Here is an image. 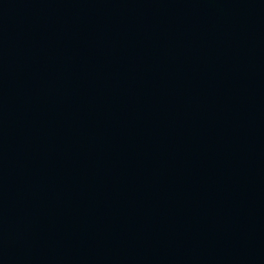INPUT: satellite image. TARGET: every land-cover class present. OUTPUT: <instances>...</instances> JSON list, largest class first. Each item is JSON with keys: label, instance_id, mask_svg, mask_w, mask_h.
I'll list each match as a JSON object with an SVG mask.
<instances>
[{"label": "water", "instance_id": "1", "mask_svg": "<svg viewBox=\"0 0 264 264\" xmlns=\"http://www.w3.org/2000/svg\"><path fill=\"white\" fill-rule=\"evenodd\" d=\"M0 264H264V0H0Z\"/></svg>", "mask_w": 264, "mask_h": 264}]
</instances>
